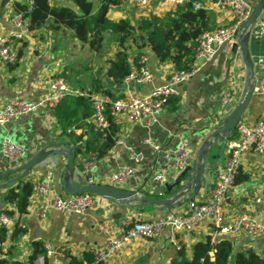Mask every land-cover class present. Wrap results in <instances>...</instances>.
I'll return each mask as SVG.
<instances>
[{
	"label": "crops",
	"instance_id": "crops-1",
	"mask_svg": "<svg viewBox=\"0 0 264 264\" xmlns=\"http://www.w3.org/2000/svg\"><path fill=\"white\" fill-rule=\"evenodd\" d=\"M101 0H94L95 9ZM188 0H183V2ZM219 0H196L194 4H201L206 10L214 28L225 27L233 23L234 15L228 8L218 5ZM252 11L261 0H245ZM53 8L67 6L76 9L73 2L63 4L61 0H49ZM30 5L29 0H0V35L11 37L16 30L10 20L15 13V4ZM176 8L175 5L155 4L139 7L132 3L122 2L113 6L108 12L111 20L129 19L134 25L141 17L153 15L165 16ZM264 19V12L257 23ZM28 22L29 20L26 19ZM112 36L106 35L103 55L91 52L87 45L76 40L72 31L58 28L49 24L47 28L30 31L24 38L15 40L11 37L19 61L16 66L0 64V109L12 100L41 101L50 92L49 84L54 78H62L69 89V95H88L93 90V81L99 78L116 97L129 95L145 96L156 88L167 84L168 77L174 71L170 62L161 63L149 49L144 51L145 65L153 78L150 82H124L114 84L107 76L109 61L114 59L118 51L113 44ZM249 53L254 63L257 83L264 78V69L259 67V61L264 60V35L251 36ZM130 60L137 54L135 48L129 51ZM194 75L176 87L175 97L178 107L171 109L174 104L167 106L159 115L158 122L152 126L130 124L124 116L115 117L121 126L116 145L98 161L97 168L91 175L93 184L109 185V177L122 166L135 170V174L125 184L113 186L128 192H136L138 196L151 199L160 198L163 187L154 183V176L163 166L166 157H171L180 144L178 135L189 144L191 154L189 165L196 155L208 134L216 129L224 119L236 108L240 102L247 79L246 68L239 45L230 52L219 50L215 57L207 63L195 61ZM134 67V70H137ZM226 91L232 93L229 107L221 104L222 96ZM103 95L94 93L93 96ZM264 119V95L255 93L241 120V123L254 127ZM78 136L83 135V141L88 140L91 133L87 129L76 130ZM10 139L24 148V157L19 164H13L4 159L2 145L4 140ZM145 139L158 147V150L144 143ZM68 141L77 145L65 135L54 116L53 110L39 108L28 116L19 117L0 126V215L4 210H14L12 204L6 203L9 190L22 182L34 184L43 179L49 172L52 173L51 187L64 197H70L63 185V174L67 165L64 156H50L38 164L23 180L9 185L11 181L21 175L12 173L26 164L47 146ZM77 147V146H76ZM65 149L67 147H64ZM222 149L216 147L210 154L219 158ZM141 154L142 161L136 163L132 158ZM88 155L76 152L75 184L80 187L79 177L88 182L82 174V163ZM227 150L220 158L218 165L206 173V186H202L197 196L190 202L173 210V213H187L194 202L207 199L214 186L217 168L226 163ZM239 177L247 176L244 181L233 185L224 208L226 222L231 224L240 215L257 217L264 223V156L254 154L243 158L239 168ZM180 172L171 171L166 185L173 184ZM49 197L34 194L30 197L28 213L22 217H14L13 223L7 228L6 240L0 249V261L6 264H29L28 260L33 252V244L43 243L53 249H63L68 256L81 258L85 252L100 250L110 235H115L121 223L127 218L136 221L155 220L163 218L168 211H161L157 207L139 204L133 206L112 202L104 197L94 196L93 205L83 214L67 215L52 211L46 218H40L38 210L48 201ZM18 222L25 233L12 239L14 226ZM108 230L109 233L104 230ZM211 237L213 242L221 238H229L234 246L233 254L228 264H235V255L240 251H253L264 257V234L252 237L246 233L239 235H221L212 230L209 222H204L195 232L180 236L183 247L189 259L192 257L193 246L200 241ZM45 249V248H44ZM179 250L170 242L169 233L165 231L156 239L140 238L127 245L113 259L106 264H171L178 257Z\"/></svg>",
	"mask_w": 264,
	"mask_h": 264
},
{
	"label": "built area",
	"instance_id": "built-area-1",
	"mask_svg": "<svg viewBox=\"0 0 264 264\" xmlns=\"http://www.w3.org/2000/svg\"><path fill=\"white\" fill-rule=\"evenodd\" d=\"M72 0H61L67 4ZM183 0H123L125 3H132L139 7H147L155 4L179 5ZM218 5L228 8L234 15L232 24L207 31L200 39L196 51L197 62H210L219 50L230 52L238 45V35L242 24L250 17L251 7L245 0H219ZM194 8L200 9L201 4H194ZM11 26L16 30L11 37L15 40L24 38L29 32V22L20 14H14L10 20ZM264 35V19L256 24L251 31V36L260 37ZM11 37L0 35V64L3 66L13 65L17 58V52L11 44ZM259 67L264 69V60L259 61ZM194 75V71L182 72L173 71L168 77L167 84L156 88L145 96L129 95L116 100L105 95L92 96L93 114L90 122L95 130L103 133L109 128L108 112L115 116H124L130 124H143L152 126L158 122V115L166 108L168 99L175 95L176 87ZM153 76L145 65V59H141L139 69L132 71L125 82L145 83L150 82ZM49 94L41 101L12 100L0 109V126L19 117L28 116L39 108L52 110L65 96L69 94L66 82L62 78H54L49 84ZM254 91L264 95V78L254 83ZM232 101V93L226 91L221 99L224 107H229ZM238 137L228 139L226 150L228 159L226 163L217 168L214 186L209 196L202 202H194L187 213L166 214L163 218L146 221H136L133 218L125 219L117 234L110 235L105 245L98 251H93L96 260L106 264L113 259L122 249L137 239H156L167 231L170 242L178 249H181L180 236L195 232L204 222H209L212 230L221 235H239L246 233L252 237L264 234V223L257 217L249 215L238 216L231 224L226 222L224 208L229 192L234 185L237 172L245 156L254 154L264 156V119L256 126L249 127L239 123L236 128ZM180 144L175 154L166 157V161L157 174L154 176V183L165 187L167 177L171 171L182 172L189 166L191 150L186 140L178 135ZM144 143L158 150L150 139ZM24 148L10 139H6L2 145V155L5 160L19 164L24 157ZM136 163L142 161V155L138 154L132 158ZM98 160L94 154L88 155L82 163V174L93 184L92 173L97 168ZM135 174V170L128 166H122L112 173L109 182L112 186H119L127 183ZM52 173L49 172L43 179L33 184L32 192L49 197L38 210L40 218H46L52 211H58L67 215L83 214L94 202V195L86 193L64 197L51 187ZM13 219L5 214L0 215V231L8 228ZM109 233L108 230H104ZM2 243L0 242V247ZM45 254L37 257L33 264H67L68 258L65 250L53 249L45 246Z\"/></svg>",
	"mask_w": 264,
	"mask_h": 264
},
{
	"label": "trees",
	"instance_id": "trees-1",
	"mask_svg": "<svg viewBox=\"0 0 264 264\" xmlns=\"http://www.w3.org/2000/svg\"><path fill=\"white\" fill-rule=\"evenodd\" d=\"M30 5L15 4V13L29 20V30L37 31L54 24L58 28L72 31V36L87 45L91 52L103 55L106 35L112 36V43L117 45L118 51L113 60L109 61L107 76L114 84L122 85L132 73L134 67L141 66L144 51L149 49L161 63L170 62L174 71L191 72L195 70V56L203 34L214 30L209 13L203 8L195 9L196 0H188L176 6L165 16L153 15L141 17L134 25L129 19L111 20L108 12L111 7L120 5L123 0H101L97 9L94 0H72L76 9L63 6L53 8L49 0H29ZM131 48L137 50L133 61L130 60ZM19 56L12 66H16ZM94 93L103 94L113 100L116 97L103 82L97 78L93 81V90L88 95H67L52 110L62 132L77 145L76 152L85 155L94 154L99 161L118 141L121 126L111 111L108 112L109 128L100 133L90 122L93 114L92 96ZM171 109L178 107V99L171 96L166 104ZM87 129L91 136L83 141V135L78 136L76 130ZM238 137L235 130L230 140ZM237 173H240L239 170ZM248 177L236 175L234 184L246 180ZM33 184L22 182L9 190L6 203L12 204L14 210H4V214L14 218L28 213ZM7 229L0 231V242L6 240ZM25 230L16 222L12 239L22 236ZM1 249V247H0ZM234 246L229 238H221L213 242L211 237L197 242L193 246L192 257L189 259L182 247L178 257L171 264H228L233 254ZM45 254L43 243L33 244V252L28 260L33 264L38 256ZM8 261H0L6 264ZM20 264V263H11ZM67 264H103L96 260L93 252H85L81 258L68 256ZM235 264H264V257L253 251H240L235 255Z\"/></svg>",
	"mask_w": 264,
	"mask_h": 264
},
{
	"label": "water",
	"instance_id": "water-1",
	"mask_svg": "<svg viewBox=\"0 0 264 264\" xmlns=\"http://www.w3.org/2000/svg\"><path fill=\"white\" fill-rule=\"evenodd\" d=\"M264 12V0H261L252 11L250 17L242 24L238 35V45L243 56L246 68L247 79L243 96L236 108L224 119L222 124L214 129L201 145L193 163L182 171L177 180L163 188L160 198L151 199L144 196H138L136 192H128L109 185L88 184L82 177H79L80 187L75 184V145H71L68 141L60 142L47 146L36 156L29 160L23 166L17 168L12 173H21L19 177L9 183L13 185L23 180L38 164L49 158L50 156H64L67 158V165L63 174V185L67 194L81 195L92 194L94 196L104 197L112 202H119L122 205L133 206L139 204L149 207H157L161 211L171 212L180 208L182 205L192 201L202 186H206V173H210L217 165L220 158L226 150V142L236 130L241 122L250 101L255 94L254 83L255 78L254 63L249 53V40L251 31L256 26L258 20ZM222 149L219 158H215L210 151L216 147ZM64 147H67L66 149Z\"/></svg>",
	"mask_w": 264,
	"mask_h": 264
},
{
	"label": "rangeland",
	"instance_id": "rangeland-1",
	"mask_svg": "<svg viewBox=\"0 0 264 264\" xmlns=\"http://www.w3.org/2000/svg\"><path fill=\"white\" fill-rule=\"evenodd\" d=\"M151 208H153V207H151Z\"/></svg>",
	"mask_w": 264,
	"mask_h": 264
}]
</instances>
